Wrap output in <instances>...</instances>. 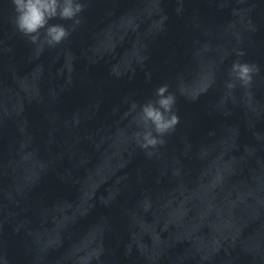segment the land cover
Instances as JSON below:
<instances>
[{
  "label": "clouds",
  "instance_id": "9594fccd",
  "mask_svg": "<svg viewBox=\"0 0 264 264\" xmlns=\"http://www.w3.org/2000/svg\"><path fill=\"white\" fill-rule=\"evenodd\" d=\"M11 6L15 14L13 23L16 30L31 43L39 45L38 51H42L44 44L55 47L71 35L82 22L79 14L84 11L86 3L81 0H11ZM56 18L73 23L70 27L49 23ZM238 55L243 56L245 53L241 51ZM259 71L258 65L237 60L233 62L230 74L234 80L248 87L252 83L253 74ZM227 87L232 89L235 83L230 82ZM155 96V100L149 99L139 106L140 111L135 118L137 125L143 129L136 132L135 137L139 146L145 150L163 145V137L174 131L180 123L179 115L173 110L176 96L169 92V85L159 86ZM132 107L135 109L137 105L133 104ZM147 155L151 156L152 152H147Z\"/></svg>",
  "mask_w": 264,
  "mask_h": 264
}]
</instances>
